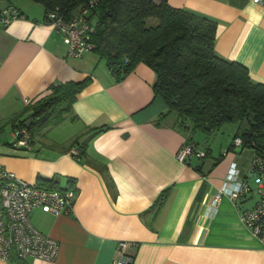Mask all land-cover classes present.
Instances as JSON below:
<instances>
[{"label": "crops", "instance_id": "1", "mask_svg": "<svg viewBox=\"0 0 264 264\" xmlns=\"http://www.w3.org/2000/svg\"><path fill=\"white\" fill-rule=\"evenodd\" d=\"M9 1L24 16L0 26V100L21 103L15 112L27 120L28 105L48 93L51 84L89 77L61 120L77 123L67 140L48 139L36 147L33 137L30 149L0 146V164L19 177L76 191L68 212L31 211L34 226L59 246L54 258L27 256L22 262L112 264L119 257L117 243L124 240L131 264H264V231L252 233L228 195L211 207L213 193L233 162L240 177L255 187L247 157L230 147L232 140L218 154L201 147L193 134L204 136V131L188 132L174 113L159 118L167 106L153 91L155 72L149 65L137 62L116 79L94 50L68 55L67 44L45 19L40 2ZM167 2L212 18L216 52L245 65L253 80L264 81L261 4ZM186 142H194L206 155L179 160L176 152ZM72 148L81 152L80 158ZM162 191L165 198L154 207ZM256 198L253 190L243 205ZM0 264L10 262L0 257Z\"/></svg>", "mask_w": 264, "mask_h": 264}, {"label": "trees", "instance_id": "2", "mask_svg": "<svg viewBox=\"0 0 264 264\" xmlns=\"http://www.w3.org/2000/svg\"><path fill=\"white\" fill-rule=\"evenodd\" d=\"M34 1L43 5L47 21L51 11L64 18L81 14L92 27V50L105 60L116 79L123 78L137 62L149 65L155 72L153 91L167 106L159 118L174 113L180 127L205 133L224 121H238L244 126L234 133L230 147L239 136L243 147L253 149L252 156L264 157V81L253 80L245 65L216 52L212 18L172 6L167 0ZM88 78L51 84L48 93L28 105L31 121L26 125V118H18L13 131L25 125L31 145L36 130L60 122L71 110ZM74 154L80 158L81 152ZM165 194L159 193L154 207H159ZM24 258L13 252L8 261L24 264Z\"/></svg>", "mask_w": 264, "mask_h": 264}, {"label": "built area", "instance_id": "3", "mask_svg": "<svg viewBox=\"0 0 264 264\" xmlns=\"http://www.w3.org/2000/svg\"><path fill=\"white\" fill-rule=\"evenodd\" d=\"M264 7V0H252ZM21 10L9 0H0V26H7L11 21L23 17ZM48 21L54 26L67 44L68 55L80 57L91 50L92 27L79 14L64 18L56 12L48 13ZM14 145L30 148L29 131L26 126L14 129ZM241 144V138L233 139V146ZM71 153H76L71 149ZM191 154L203 156L205 151L192 142L184 143L176 152V157L185 161ZM253 175L255 187L246 178L240 177L235 162L228 168L225 177L213 193L211 207L220 197L228 195L239 208L241 221L256 235H261L264 228V157L255 154L248 165ZM257 193L251 205H243L244 198L251 191ZM76 191L70 187L57 188L30 182L19 177L14 171L0 164V257L7 260L11 253L19 257L37 256L54 258L58 251V242L53 237L40 231L31 222L30 213L34 209L46 212H68L75 200ZM127 242L117 243L119 257L112 264H131L133 257L125 253Z\"/></svg>", "mask_w": 264, "mask_h": 264}, {"label": "rangeland", "instance_id": "4", "mask_svg": "<svg viewBox=\"0 0 264 264\" xmlns=\"http://www.w3.org/2000/svg\"><path fill=\"white\" fill-rule=\"evenodd\" d=\"M12 1L17 3L22 2V0ZM21 106L22 105L19 102L16 105H9L6 104V101L2 99L0 100V146L10 148L15 146L14 141L16 136L13 132V124L18 122L20 114L15 111L19 110ZM72 123L73 122L68 119H64L57 124L40 127L36 130L37 134L34 135V144L36 147H42L43 141H47L48 139H56L58 141L67 140L77 128V123H74L75 126ZM243 126L244 124L238 121H224L218 127L211 129V131L206 133L204 136L198 137L199 133L196 132L193 134V137L198 141L201 147H205L207 145L212 149V152L218 154L220 150L227 147V145L231 142L234 133ZM252 152L253 149L251 147H244L241 151L236 153L243 156L246 155L247 162H249Z\"/></svg>", "mask_w": 264, "mask_h": 264}, {"label": "water", "instance_id": "5", "mask_svg": "<svg viewBox=\"0 0 264 264\" xmlns=\"http://www.w3.org/2000/svg\"><path fill=\"white\" fill-rule=\"evenodd\" d=\"M30 121H31V118H28V119L25 121V124L27 125ZM242 148H243V145L240 144V145H238V146H236V147L234 148V151H241Z\"/></svg>", "mask_w": 264, "mask_h": 264}]
</instances>
